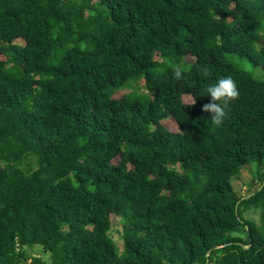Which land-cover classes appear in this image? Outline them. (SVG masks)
<instances>
[{
    "label": "trees",
    "instance_id": "16d2710c",
    "mask_svg": "<svg viewBox=\"0 0 264 264\" xmlns=\"http://www.w3.org/2000/svg\"><path fill=\"white\" fill-rule=\"evenodd\" d=\"M263 170L264 0H0V264H264Z\"/></svg>",
    "mask_w": 264,
    "mask_h": 264
},
{
    "label": "clouds",
    "instance_id": "9594fccd",
    "mask_svg": "<svg viewBox=\"0 0 264 264\" xmlns=\"http://www.w3.org/2000/svg\"><path fill=\"white\" fill-rule=\"evenodd\" d=\"M173 75L177 80L184 79V71L181 66H176ZM201 75L205 79H211L212 73L207 68L201 69ZM205 95L210 97V102L203 105L202 111L211 114L213 124L219 126L228 117L233 103L240 99L237 82L231 76L219 77L215 83H210L205 88ZM194 96L190 97L187 106L194 105Z\"/></svg>",
    "mask_w": 264,
    "mask_h": 264
},
{
    "label": "rangeland",
    "instance_id": "374dc122",
    "mask_svg": "<svg viewBox=\"0 0 264 264\" xmlns=\"http://www.w3.org/2000/svg\"><path fill=\"white\" fill-rule=\"evenodd\" d=\"M17 43H22V40H17ZM158 58V55H155V59ZM186 60L188 62H193L192 57H186ZM251 66H249L250 68ZM124 90L117 91L114 95L115 98L120 97L122 94H124ZM190 97L189 96H184L183 97V102L186 104L189 102ZM161 124L170 132H177L178 127L175 121L172 118H166L164 119ZM261 172V170H260ZM258 170L256 169L255 165L252 166H247L245 169L242 171L241 175L234 181L233 187L236 191L237 194L244 196L249 193V191H253L255 188L259 186V181H255L252 186L250 185L251 180L253 177H256L258 175ZM262 173V172H261ZM264 173V170H263ZM244 217L253 221V222H258V217H259V212L257 210H249L244 214ZM111 223H112V233L114 236L115 241L118 243L119 246H121V227L119 223V218L116 216L111 217ZM30 254L33 256H39L41 253L38 251L37 248L29 250Z\"/></svg>",
    "mask_w": 264,
    "mask_h": 264
}]
</instances>
